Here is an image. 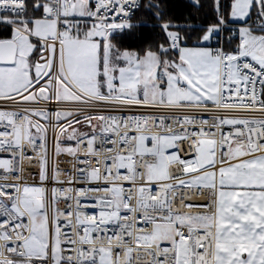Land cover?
Listing matches in <instances>:
<instances>
[{"label":"built area","instance_id":"obj_1","mask_svg":"<svg viewBox=\"0 0 264 264\" xmlns=\"http://www.w3.org/2000/svg\"><path fill=\"white\" fill-rule=\"evenodd\" d=\"M71 3L46 0L42 18L54 20L57 27L52 38L32 37L41 45L34 57L39 75L24 92L0 97V264H53L54 240L64 264H214V225H185L182 220L214 221L217 175L239 161L231 159L235 144L244 147L247 158L264 155V68L235 49L226 50L221 32L210 47L219 68L213 104L148 103L143 89H137L135 100H126L74 87V100L59 102V31L73 20ZM139 6L140 0H92L89 14L77 19L128 25ZM23 13V0H0V25ZM251 25L264 30L261 12ZM236 39L232 33L229 41ZM172 46L177 47V39ZM157 81L163 90L168 77L159 73ZM57 113L70 117L57 119ZM163 138L170 141L164 147ZM202 141L213 145L212 163L206 167L197 157ZM62 143L74 151L58 150ZM159 159L167 178L154 181L151 167ZM206 175L212 178L209 185ZM38 200L49 256L32 261L24 242L33 230ZM162 223L174 225L172 241L165 240Z\"/></svg>","mask_w":264,"mask_h":264},{"label":"crops","instance_id":"obj_2","mask_svg":"<svg viewBox=\"0 0 264 264\" xmlns=\"http://www.w3.org/2000/svg\"><path fill=\"white\" fill-rule=\"evenodd\" d=\"M91 1H88L87 7L75 3L73 8H70L71 17L87 16ZM17 21L4 19V26L11 28V37L6 40H12L17 50L14 64L0 65V97L22 93L37 79L40 69L31 57L36 47L40 48L41 45L31 37L39 40L49 39L56 32V23L51 19L39 18L29 24ZM69 25L70 22H67L60 28L62 48L59 51L58 71L74 82L72 87L87 94L98 93L106 96L112 95L114 88L115 96L126 100L136 99V90L141 88L148 103L155 102L152 100L153 87L146 84L145 88L144 81L140 80V84L137 82L142 65L135 52L121 51L133 54V61L127 71H122L120 67L112 74L108 68L109 63L111 64L109 52H106L103 44L90 33L92 26L72 33ZM217 33L218 31L214 36ZM214 36L207 46L180 47L175 62H166L171 67L173 81L171 72L168 73V68L164 66L152 71V84L156 85L158 94H163L162 102L157 103L204 105L217 101L218 60L208 48ZM120 59L124 61L123 58ZM114 62L121 66L124 64ZM158 73H164L168 77L164 90H160L158 82L154 81ZM110 75L113 76L111 86L107 82ZM30 95L32 93L27 97ZM231 159L239 161L220 169L217 175L215 219L212 221L206 218V221L202 222L203 226L214 225V264H264V155L247 158L244 147L235 144L232 147ZM205 180V184L209 185L212 178L206 175Z\"/></svg>","mask_w":264,"mask_h":264},{"label":"rangeland","instance_id":"obj_3","mask_svg":"<svg viewBox=\"0 0 264 264\" xmlns=\"http://www.w3.org/2000/svg\"><path fill=\"white\" fill-rule=\"evenodd\" d=\"M89 0H72L71 7L75 5V3L78 2V4H84L87 7V3ZM253 6L257 7V10L260 11L264 16V0H230V7H229V21L236 24L237 26V35H238V42H237V54L245 58L260 67L264 68V32H258L253 26L246 25L245 22L250 17V11L253 8ZM222 19V18H221ZM222 26V24H221ZM220 26V27H221ZM220 27H211L208 29V31L201 37L199 44L201 46H207L212 38L214 36V33L218 31ZM91 34L94 35L95 38L99 40L103 45L102 47L106 52H109V56L111 59V64L109 63V72L112 74L117 72V70L122 67V71H127L130 67L131 61H133V54H129L130 52H121L124 50H120V47L116 42H114L111 38V32H109V29L107 28H100L96 29L95 26L91 27ZM110 33V34H109ZM63 35V33H62ZM168 36H170V40H174V36L168 33ZM124 54L129 55L125 56ZM132 55V56H131ZM119 58H123L119 60ZM138 59V57H137ZM139 63L142 65V72L138 74L137 82L140 84L141 82H145V88L146 84L152 86V92H153V99L155 102L150 103H157L162 102V93H157L156 85L152 84V76L151 73L153 70H157V68H160L161 66H164V68H168L167 72L170 73L171 67H169L164 60H161L160 56L156 53H147L144 56L140 57ZM119 61L121 63H124L123 66L115 64V62ZM170 63V62H168ZM118 65V66H117ZM105 75V74H104ZM156 77V76H155ZM170 77L172 78L171 81H173L172 72L170 73ZM113 76H109V80L107 81L110 86L112 85L110 81H112ZM154 81H157V78H154ZM74 86V82L70 81L65 74L60 73L59 74V80L57 81L56 85V100L61 102H69L74 100V96L72 95V92L70 88ZM143 86V87H144ZM149 92L151 93V90L149 89ZM116 90L113 88L112 95L115 96ZM39 95L42 99H46L45 92L43 89L39 90ZM29 100L33 98V95H30ZM146 102H148L147 98H144ZM40 117H44V115L40 114ZM70 117V114H61L57 113L56 118L57 119H63ZM74 124V122L72 123ZM95 127V126H93ZM38 139L41 141L44 140V134L41 133L38 136ZM170 141L167 138H163L161 141V146H166L169 144ZM212 149L213 145L210 141H202L200 142V147L197 150V157L202 167H206L212 163ZM58 150L65 152V153H71L74 151V147L72 145H68L65 143L58 144ZM152 168V177L150 179L154 181H161L165 180L167 178V171L162 164V160L159 159L156 166L151 167ZM203 221H206L205 217H187L184 216L182 220V224L185 225H202ZM160 229L163 231H166V241H172L173 237V224H159ZM151 242V240H150ZM24 250L26 252L27 257L32 261H43L49 256V242H48V230L46 225V220L44 218V215L41 212H37L34 215L33 218V230L30 233V236L26 239L24 242ZM52 260L53 264H61L59 255H58V242L56 240L52 243Z\"/></svg>","mask_w":264,"mask_h":264},{"label":"trees","instance_id":"obj_4","mask_svg":"<svg viewBox=\"0 0 264 264\" xmlns=\"http://www.w3.org/2000/svg\"><path fill=\"white\" fill-rule=\"evenodd\" d=\"M23 1L24 13L17 19L19 22L29 24L41 18L45 0ZM229 7L230 0H140L139 9L130 24L112 30L111 38L121 49L133 51L139 58L147 53H156L161 60L175 62L180 47L200 46L199 41L208 29L220 27L222 24L225 49H237L238 39L229 41L232 33L237 34L236 24L229 21ZM256 9L257 7L253 6L246 25L251 26ZM69 22L72 33L93 26L84 20ZM168 33L174 36V40L178 38L177 49L172 47L174 40H170ZM10 37L11 28L0 25V40ZM38 50L36 47L32 61ZM261 103L264 105V82ZM60 263L64 264L61 261Z\"/></svg>","mask_w":264,"mask_h":264},{"label":"water","instance_id":"obj_5","mask_svg":"<svg viewBox=\"0 0 264 264\" xmlns=\"http://www.w3.org/2000/svg\"><path fill=\"white\" fill-rule=\"evenodd\" d=\"M100 28H107L110 31L115 30L116 27L114 25H111L109 27H106L105 25H96V29ZM121 28V27H119ZM16 44L12 40H2L0 41V65H12L15 62V56H16ZM34 130H36L35 127H32ZM38 208L39 210H42V202L41 200H38Z\"/></svg>","mask_w":264,"mask_h":264}]
</instances>
